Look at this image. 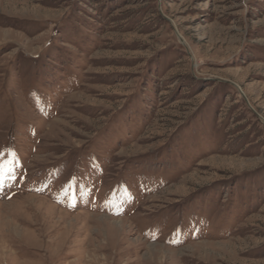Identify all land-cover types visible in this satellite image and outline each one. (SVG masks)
<instances>
[{
    "label": "rangeland",
    "instance_id": "rangeland-1",
    "mask_svg": "<svg viewBox=\"0 0 264 264\" xmlns=\"http://www.w3.org/2000/svg\"><path fill=\"white\" fill-rule=\"evenodd\" d=\"M12 154L0 264H264V0H0Z\"/></svg>",
    "mask_w": 264,
    "mask_h": 264
},
{
    "label": "snow or ice",
    "instance_id": "snow-or-ice-1",
    "mask_svg": "<svg viewBox=\"0 0 264 264\" xmlns=\"http://www.w3.org/2000/svg\"><path fill=\"white\" fill-rule=\"evenodd\" d=\"M15 159V154H12V159L0 160V190L3 188L5 179L13 175V165Z\"/></svg>",
    "mask_w": 264,
    "mask_h": 264
},
{
    "label": "bare ground",
    "instance_id": "bare-ground-1",
    "mask_svg": "<svg viewBox=\"0 0 264 264\" xmlns=\"http://www.w3.org/2000/svg\"><path fill=\"white\" fill-rule=\"evenodd\" d=\"M121 221H123V220H121ZM118 222V221H117Z\"/></svg>",
    "mask_w": 264,
    "mask_h": 264
}]
</instances>
